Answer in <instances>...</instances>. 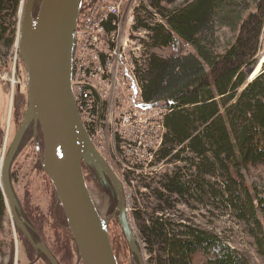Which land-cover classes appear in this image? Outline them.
Masks as SVG:
<instances>
[{"label": "trees", "instance_id": "1", "mask_svg": "<svg viewBox=\"0 0 264 264\" xmlns=\"http://www.w3.org/2000/svg\"><path fill=\"white\" fill-rule=\"evenodd\" d=\"M146 1L156 16L145 7L136 15L133 29L147 35L146 60L136 75L141 98L162 111L163 137L155 157L174 167L134 177L150 191L135 211L142 242L156 256L155 264H246L218 236L161 214L192 200L217 201L250 227L264 257V62L252 80L245 72L262 49L264 0ZM20 7L21 0H0V74L1 58L17 40ZM223 21H230V36L218 51L216 32ZM21 70L26 66L19 56L17 76ZM19 91L17 127L26 108ZM91 98V116L101 115L102 103ZM3 138L0 119V148ZM251 176L256 183H247ZM4 216L0 190V230Z\"/></svg>", "mask_w": 264, "mask_h": 264}, {"label": "water", "instance_id": "2", "mask_svg": "<svg viewBox=\"0 0 264 264\" xmlns=\"http://www.w3.org/2000/svg\"><path fill=\"white\" fill-rule=\"evenodd\" d=\"M81 1L25 0L21 6L16 42L20 59L26 66V108L3 160L1 181L3 193L11 204V216L29 238L17 219L9 170L25 131L33 124L35 135L39 124L41 165L54 186L81 264H118L108 235L109 217L116 212L131 251L138 255L132 227L126 218L129 216L124 197L118 196V205L106 216L105 198L102 197L104 201L100 198L102 206L99 207L82 171L84 162L93 166L101 178L104 174L110 178L111 173L85 131L73 98L72 57ZM263 62L260 58L245 70L247 80L260 72ZM258 64L259 70L253 76ZM35 145L39 149V144ZM36 247L46 254L51 264H57L45 247Z\"/></svg>", "mask_w": 264, "mask_h": 264}, {"label": "built area", "instance_id": "3", "mask_svg": "<svg viewBox=\"0 0 264 264\" xmlns=\"http://www.w3.org/2000/svg\"><path fill=\"white\" fill-rule=\"evenodd\" d=\"M143 2L146 3V0H82L72 57L71 85L75 106L85 131L100 153L101 147L96 137L98 131L103 130L102 118L100 114L91 116L94 102L91 95L102 103L103 111L119 110L121 113L115 116L114 131L110 135L123 162L120 160L121 166H126L122 167L126 179L129 172L134 170L139 172L133 178L152 177L156 166L166 162L155 157L163 137L162 111L155 102H145L141 98V87L136 75L137 69L146 60L144 40L147 39L145 31L133 29L136 15L141 7H145L156 16L152 8ZM108 21L111 22L110 27H107ZM18 59L19 51L15 45L10 70L12 84H15ZM113 74V79L121 77L122 84H118L121 88L115 92V103L113 99L109 101L107 93L112 88ZM102 130L100 134L104 135ZM5 153L4 147L1 162ZM1 166L0 190L3 193Z\"/></svg>", "mask_w": 264, "mask_h": 264}, {"label": "rangeland", "instance_id": "4", "mask_svg": "<svg viewBox=\"0 0 264 264\" xmlns=\"http://www.w3.org/2000/svg\"><path fill=\"white\" fill-rule=\"evenodd\" d=\"M23 1L22 7L24 5L25 0ZM143 4H147L143 2ZM250 9V8H249ZM21 8L19 9V15ZM230 21L226 23L223 21V24L220 27V31L216 32L217 44L215 45L216 49L220 51L224 44L229 39L230 36ZM263 44L262 49L260 51L258 59L261 58V61H264V36H263ZM124 44V43H123ZM15 45L17 42L6 51L5 55L2 56V66H1V74H0V119L2 121L4 127V138L3 143L1 145L0 150V162L2 159V151L7 149L9 142H11L16 129L17 123L14 121V100H15V90L18 88L23 94H25V105H26V86H25V78L26 72L21 70V78L20 75H15V84L11 82L12 75L10 76V70H12V61H8V56L12 58L15 50ZM76 45V42H75ZM130 45V44H129ZM129 48V47H128ZM131 47L129 49H132ZM184 49H190L187 46ZM163 54V52H161ZM159 52V54L161 55ZM167 54V53H166ZM165 54L161 55L164 57ZM14 62V61H13ZM259 70V68H258ZM16 73H17V62H16ZM254 73V72H253ZM113 77L112 88L107 90L109 101L115 103L114 95L115 92L121 88L118 87L121 84V77ZM119 110L111 112L101 111L102 123L101 126L103 128L104 135H97L96 139L98 145L101 147V154L104 159L108 162L111 169L115 172L119 181L123 184L124 198H125V209L126 213L129 216V223L135 233L137 235L138 243L140 245V249L142 251V261L143 264H155L153 252L149 251L143 244L141 235H140V224L139 220L135 216V211L141 209L143 206L141 195L150 194V191L143 186L142 182L139 183L136 178L132 176H137L139 171L134 170V172H129V176L127 179L124 176V171L122 167H126L124 164L121 166L120 160L121 157L117 154V151L114 148V138L110 135L113 133V128L117 117L116 115H120ZM107 114V117H106ZM104 117L107 118L106 122ZM105 122V123H104ZM34 145L32 141L25 148L20 150V153L12 163V183L14 191L21 201L29 203V198L39 201V203L45 208L46 205V194L47 191L44 187L45 182L44 177L41 173H39L33 166L35 162V155L33 154ZM122 156V155H121ZM122 162V160H121ZM3 163V160L1 164ZM123 163V162H122ZM178 164V163H177ZM181 165V163H179ZM1 166V165H0ZM2 167V166H1ZM174 164L159 163L156 166L155 174H164L168 172L170 169H173ZM154 174V175H155ZM123 180H122V179ZM246 181L249 184L256 183L254 181L253 176L246 177ZM105 198L106 200V212L105 215L108 216V197L105 195L100 196ZM94 197L95 201L102 206L101 199ZM102 201H104L102 199ZM152 203H154L152 201ZM190 205L187 204H177L174 210H166L161 211L164 217H170L174 223L180 224H190L196 229L205 230L210 232L227 244L230 249L235 250L239 256L245 261L246 264H264V257L260 254L255 238L252 232L249 230V226L245 224L242 220L238 219L233 211H229L224 209L220 203L214 201L212 203H204L203 200L201 202L199 200H192ZM4 204H5V216L3 217L2 229L0 230V264H26V250L24 251V247L15 233V228L12 223V216L10 213V209L8 207V201L4 196ZM32 208L34 206H31ZM160 213V212H158ZM138 232V233H137ZM115 242L117 248L119 249V260L122 264L128 263V255L129 252L124 248V245L120 243L118 239V232L114 235ZM11 250L13 253L11 254ZM37 264H45V263H37ZM135 264V263H130Z\"/></svg>", "mask_w": 264, "mask_h": 264}, {"label": "flooded vegetation", "instance_id": "5", "mask_svg": "<svg viewBox=\"0 0 264 264\" xmlns=\"http://www.w3.org/2000/svg\"><path fill=\"white\" fill-rule=\"evenodd\" d=\"M36 129L37 133L34 135L33 124H31L27 128L18 147V151L16 152L13 158L12 163L20 153V150L28 146L30 141H32V143L34 144H39V149H36V145H34L33 147V154L35 155V162L33 167L44 177L43 181L45 182L44 187L47 191V201L44 208L39 203V201H35L29 198L30 202L26 203L21 201V199L17 197L12 183L11 163L9 170V179L11 183L13 197L16 201L14 208L17 215V219L25 228L26 232L29 235V238L24 233V231L17 225L15 219L12 217L11 219L16 231L15 233L18 235L24 247V251L26 250V264H37L40 262L45 264H51L46 254L36 246L45 247L50 253V255L55 259L57 264H81L78 249L76 247L74 238L68 228L67 220L61 207L60 201L55 192L54 186L49 177L47 176L46 172L42 168L40 159V154L42 153V131L39 124H37ZM99 155L102 157L100 153ZM102 159L104 160L103 157ZM104 163L108 170L111 171V179L106 174H104V178H101V176L93 166H87L86 164H84V162L82 163V171L88 190L91 195L93 197H97L98 199L102 195L108 197V216H110L118 205V196H124V191L123 184L119 181L115 172L107 165L105 160ZM7 201L11 213V204L9 202L8 197ZM31 206L34 207L32 208ZM118 216L119 212H116L113 216L109 217L108 221V235L118 264H122V262H120L119 260L118 255L120 251L117 248L114 238L116 232H118V239L120 240V243L123 244L124 248L129 252L128 263L143 264L141 257L142 251L138 243L137 235H135L132 229L131 232L135 244L137 246L138 255L131 251L125 234L119 225ZM126 218L128 220L129 217Z\"/></svg>", "mask_w": 264, "mask_h": 264}, {"label": "bare ground", "instance_id": "6", "mask_svg": "<svg viewBox=\"0 0 264 264\" xmlns=\"http://www.w3.org/2000/svg\"><path fill=\"white\" fill-rule=\"evenodd\" d=\"M258 68H259V64L257 65V67H256V69H255V71H254V73L252 74L253 76L258 72ZM252 76V77H253ZM98 204V203H97ZM99 205V204H98ZM99 207H100V205H99Z\"/></svg>", "mask_w": 264, "mask_h": 264}]
</instances>
